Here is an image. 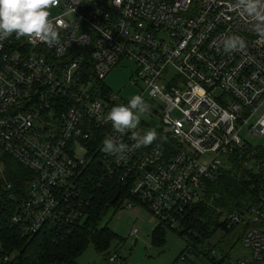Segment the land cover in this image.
Listing matches in <instances>:
<instances>
[{
    "label": "built area",
    "instance_id": "1",
    "mask_svg": "<svg viewBox=\"0 0 264 264\" xmlns=\"http://www.w3.org/2000/svg\"><path fill=\"white\" fill-rule=\"evenodd\" d=\"M247 3L57 0L49 7L57 11L49 18L57 41L0 42V159L29 171L11 223L26 234L80 223L91 165L101 180L128 188L121 208L141 205L169 227L208 202V181L231 173L255 187L256 174L257 200L222 213L226 228L244 226L241 241L252 255L221 264H264V148L240 135L248 125L249 135L264 138V20L256 14L264 15V0L252 13ZM228 41L236 46L226 50ZM121 60L134 64L130 82L141 83L142 95L159 101L161 126L147 146L134 147L132 131L121 135L105 122L129 101L104 83ZM106 137L128 145L123 158L102 151Z\"/></svg>",
    "mask_w": 264,
    "mask_h": 264
},
{
    "label": "trees",
    "instance_id": "2",
    "mask_svg": "<svg viewBox=\"0 0 264 264\" xmlns=\"http://www.w3.org/2000/svg\"><path fill=\"white\" fill-rule=\"evenodd\" d=\"M28 177L27 170L25 178L16 180L9 189L3 187L0 191V264H76V259L89 243L100 252L107 250L116 235L107 224L100 223L108 209L116 211L121 208L123 201L129 197L127 187L114 179L101 180L99 167L91 165L82 178V197L86 202L84 219L58 229L26 234L11 223L10 217L24 192L23 183ZM252 179L255 187H249V182L231 173L207 182L208 202L194 205L184 215L186 228L180 233H186L189 236L187 241H190L184 251L193 248L194 241L203 242L217 227L226 228L219 218L224 210H237L244 201L257 200L259 179L256 174ZM10 196L15 199H10ZM162 234V225L157 224L151 243L160 242ZM197 252L209 256L208 251ZM6 255L10 257L8 262L3 261ZM225 259L220 257L215 264H221Z\"/></svg>",
    "mask_w": 264,
    "mask_h": 264
},
{
    "label": "rangeland",
    "instance_id": "3",
    "mask_svg": "<svg viewBox=\"0 0 264 264\" xmlns=\"http://www.w3.org/2000/svg\"><path fill=\"white\" fill-rule=\"evenodd\" d=\"M48 11L50 12L49 18L57 14L53 8H49ZM134 70L135 66L131 61L121 60L104 78V83L110 91L118 95L119 99L130 100L133 96H141L144 99L151 114L137 113L140 121L136 128L140 134L144 135L149 130H155L161 126L159 101L147 99L146 93L142 95L141 83L134 85L130 82L135 76ZM173 114L177 115L175 112ZM256 118L257 115H254L250 123H254ZM240 135L253 145L264 148V138L249 135L248 125L241 129ZM26 175V168L17 160L5 155L1 157L0 191L3 190L5 182L14 185L16 180H21ZM221 209L218 210L221 211ZM219 218L222 222L225 220V215L222 214ZM184 221L185 217L173 227L162 226V240L158 243H151L153 230L157 224L144 207L137 204L127 208L125 205L117 212L110 208L100 224H107L116 236L113 237L105 252L98 251L93 244L89 243L76 259V264H215L220 257L234 259L242 255H252L251 248L241 241L243 225L217 227L203 242L194 241L195 246L190 247L191 250L187 254L184 250L188 245L189 236L186 233L185 235L180 233L186 228ZM132 226L138 228V233L131 237L128 231ZM212 249L216 253L214 256L211 254ZM198 250L209 251V256L197 252ZM114 254L118 258L110 261L109 256Z\"/></svg>",
    "mask_w": 264,
    "mask_h": 264
},
{
    "label": "clouds",
    "instance_id": "4",
    "mask_svg": "<svg viewBox=\"0 0 264 264\" xmlns=\"http://www.w3.org/2000/svg\"><path fill=\"white\" fill-rule=\"evenodd\" d=\"M246 0H240L244 4ZM57 0H0V42L15 35V38H38L45 42H54L59 39L58 33L49 19L48 11L51 5H55ZM259 0H248L247 11L256 12ZM260 20H264V15L256 13ZM236 46L234 41L226 42V50ZM149 110L141 96H133L127 105L114 106L107 113L106 121L110 122L114 131L123 135L126 131H132L131 138L136 140L134 147L147 146L151 144L157 133L149 130L143 136L133 131L137 128L140 117L137 113L143 114ZM102 151L115 154L118 158H123L128 151V145L118 143L113 137H106L103 141Z\"/></svg>",
    "mask_w": 264,
    "mask_h": 264
}]
</instances>
